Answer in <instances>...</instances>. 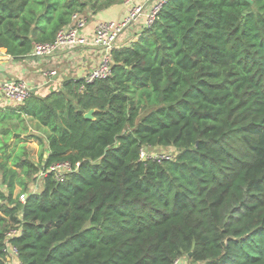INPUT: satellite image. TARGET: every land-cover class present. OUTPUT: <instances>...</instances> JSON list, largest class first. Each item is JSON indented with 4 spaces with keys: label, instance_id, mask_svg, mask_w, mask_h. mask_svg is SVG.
<instances>
[{
    "label": "trees",
    "instance_id": "1",
    "mask_svg": "<svg viewBox=\"0 0 264 264\" xmlns=\"http://www.w3.org/2000/svg\"><path fill=\"white\" fill-rule=\"evenodd\" d=\"M121 1L0 0V49L23 59ZM112 58L0 108V264H264V0H168ZM156 147L177 152L141 157Z\"/></svg>",
    "mask_w": 264,
    "mask_h": 264
},
{
    "label": "built area",
    "instance_id": "2",
    "mask_svg": "<svg viewBox=\"0 0 264 264\" xmlns=\"http://www.w3.org/2000/svg\"><path fill=\"white\" fill-rule=\"evenodd\" d=\"M167 1L124 0L127 7L124 17L117 21L100 22L90 35L85 33L88 17L84 14L76 13L73 15L71 23L59 32L54 43L36 44L29 56L43 58L75 47L92 46L99 48L102 54L97 66L82 79L87 83H92L98 79H106L111 76V66L113 63L112 51L125 46L123 42L130 31L135 28L144 29L152 27ZM44 75L52 79L58 75V72L56 70H50ZM34 88L25 80L0 82V108L22 105L34 94ZM141 157L144 159V150L141 153ZM146 157L171 158L169 156L150 155ZM71 171L72 169L68 163L53 165L50 168V172L54 173L58 180H62L65 174ZM25 198L26 195L20 196L22 202L25 201ZM8 236L10 238L11 234ZM16 254V250L12 248L10 254L11 259Z\"/></svg>",
    "mask_w": 264,
    "mask_h": 264
},
{
    "label": "crops",
    "instance_id": "3",
    "mask_svg": "<svg viewBox=\"0 0 264 264\" xmlns=\"http://www.w3.org/2000/svg\"><path fill=\"white\" fill-rule=\"evenodd\" d=\"M126 10L127 7L122 0L98 13L87 12L88 23L85 33L92 34L100 22L122 19ZM135 29L126 36L124 45L129 38L134 37L133 34L140 32V29ZM101 54L99 48L87 46L63 50L43 58L27 56L16 59L8 55L4 49H0V82L25 80L35 87L34 94L45 96L53 90L60 89L66 80H79L85 77L97 66ZM50 70H56L58 75L52 79L47 78L44 74ZM34 124L37 125V122L34 121Z\"/></svg>",
    "mask_w": 264,
    "mask_h": 264
},
{
    "label": "rangeland",
    "instance_id": "4",
    "mask_svg": "<svg viewBox=\"0 0 264 264\" xmlns=\"http://www.w3.org/2000/svg\"><path fill=\"white\" fill-rule=\"evenodd\" d=\"M139 34H140L139 31H138V33L136 35L133 34L134 37L129 38V40L127 41L125 46H128L129 44H131L133 42H136L138 40V38H139ZM27 124H28V129L26 131V134H23L21 137H25V139H26L27 147L31 151V159L34 162H38L39 153H40L39 143L36 140L29 139L28 135L34 133L36 135L41 136L42 138H46L47 137V133L45 132L44 129H41L38 124L35 125L33 120L28 119L27 120ZM20 127H21V125H20ZM176 152L177 151L174 148H171V147L170 148H163V147L150 148V149H145L144 150V158L147 155H150V156H163V157H167V156L174 157ZM42 189H43V175L40 174V176L38 177L36 182L33 183V185H32V191L33 192H40ZM18 193H19V188L16 189L15 195H17ZM10 262H11V264H17L18 263L16 261V259H11ZM175 264H190V263H189V261H188V259L186 257H183V259H181L179 262H176Z\"/></svg>",
    "mask_w": 264,
    "mask_h": 264
},
{
    "label": "water",
    "instance_id": "5",
    "mask_svg": "<svg viewBox=\"0 0 264 264\" xmlns=\"http://www.w3.org/2000/svg\"><path fill=\"white\" fill-rule=\"evenodd\" d=\"M93 114H94V110L92 109V110L88 111V112L84 115V117H85L86 119H94ZM19 136H20V135H19ZM189 256H191V253L189 254Z\"/></svg>",
    "mask_w": 264,
    "mask_h": 264
}]
</instances>
